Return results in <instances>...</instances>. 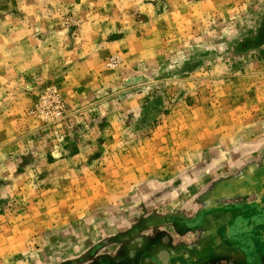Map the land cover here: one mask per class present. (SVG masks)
<instances>
[{
	"label": "rangeland",
	"instance_id": "1",
	"mask_svg": "<svg viewBox=\"0 0 264 264\" xmlns=\"http://www.w3.org/2000/svg\"><path fill=\"white\" fill-rule=\"evenodd\" d=\"M263 21L264 0H0V264H218Z\"/></svg>",
	"mask_w": 264,
	"mask_h": 264
},
{
	"label": "crops",
	"instance_id": "2",
	"mask_svg": "<svg viewBox=\"0 0 264 264\" xmlns=\"http://www.w3.org/2000/svg\"><path fill=\"white\" fill-rule=\"evenodd\" d=\"M253 94L256 92L253 91ZM259 107V108H258ZM251 110H261L262 115L256 114L252 115L250 119L236 120L235 125L239 127H244V125L251 124V126L258 132L255 138H250V145L245 146L243 143L249 142V140L241 138L237 140L242 147L239 152L240 161L244 158L251 159L254 162L252 170L249 172H244L246 174H241V179L246 182H250L251 188H245L240 193H235L234 197H237L229 204L225 205L224 210H229L231 205L235 204L238 207L243 208L245 205H249L253 210L247 211L245 215L240 216V221L234 220V218H225V225L220 229V237L218 249L216 248V253L214 258L218 261V264H264V130L259 131V127L264 128V103H261L256 108H251ZM249 137V136H248ZM227 151V147L224 146ZM228 152V151H227ZM237 154V153H236ZM238 154V155H239ZM229 155L225 157L228 159ZM251 178V180H250ZM230 196V195H225ZM233 197V198H234ZM236 216V215H235ZM212 217V216H211ZM208 219L211 223H216L211 219ZM215 217V216H214ZM217 219H221L219 215ZM203 247L209 246L211 251H215V246L212 247L211 238H203ZM167 249L165 247H161ZM168 250V249H167ZM170 252H165L166 257L169 258L170 263L175 264H194V259H183L180 258L181 253L172 252V248L169 247ZM137 250L136 253L128 262H124L126 254H118L120 256L116 262L112 264H150L152 257L149 253ZM213 264L212 261H210ZM76 264H84L76 263ZM93 264V263H92ZM97 264V263H94Z\"/></svg>",
	"mask_w": 264,
	"mask_h": 264
},
{
	"label": "flooded vegetation",
	"instance_id": "3",
	"mask_svg": "<svg viewBox=\"0 0 264 264\" xmlns=\"http://www.w3.org/2000/svg\"><path fill=\"white\" fill-rule=\"evenodd\" d=\"M255 41L257 42L256 44L257 48L264 47V21L261 24V28L259 30V33ZM261 51H263L264 53V49H262ZM166 251L170 252L169 250L161 248V247L150 249L149 254H150V257H152V261L150 262V264H171L169 258L166 257V254H164ZM172 264H175V263H172Z\"/></svg>",
	"mask_w": 264,
	"mask_h": 264
},
{
	"label": "water",
	"instance_id": "4",
	"mask_svg": "<svg viewBox=\"0 0 264 264\" xmlns=\"http://www.w3.org/2000/svg\"><path fill=\"white\" fill-rule=\"evenodd\" d=\"M240 209H241V207H240ZM239 210V209H238ZM253 209L249 206V205H245L242 209H241V212L240 213H238V214H235L236 216H234L233 218H234V220H236V221H240V216H243V215H245L246 214V212L247 211H252ZM195 225V224H194ZM154 248H156V247H154ZM159 248V247H158ZM149 249H153V248H149ZM252 263L253 264H255V262L254 261H252ZM195 264V263H194Z\"/></svg>",
	"mask_w": 264,
	"mask_h": 264
}]
</instances>
